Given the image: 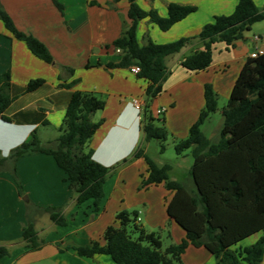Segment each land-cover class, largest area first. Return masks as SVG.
<instances>
[{
	"label": "crops",
	"instance_id": "crops-1",
	"mask_svg": "<svg viewBox=\"0 0 264 264\" xmlns=\"http://www.w3.org/2000/svg\"><path fill=\"white\" fill-rule=\"evenodd\" d=\"M56 1L62 6V11L52 0H0L1 8L15 27L40 41L53 59L51 64H47L33 56L23 42L7 32L0 21V74L9 71L10 95L13 97L3 114L8 121L0 117V152L7 157L10 147L31 135L42 144L54 142L67 128L65 110L72 93L78 92L94 95L105 102L104 108L92 117L94 122H103L88 142V147L93 150V160L108 167L129 156L143 141L139 121L147 83L138 79L130 69L105 67L106 63L120 59L117 51L113 52L106 46L126 28L128 3L127 0ZM135 1L144 10L153 9L161 16H166L169 3L196 7L195 12L166 32L160 31L147 19L141 20L137 28L140 44L144 43L145 35L155 43H169L181 37L194 36L215 16L231 14L237 4V0ZM254 3L258 9H264V0H254ZM201 48L199 42L190 43L179 54L167 59L170 74L162 84V92L156 97L165 110L162 113L164 125L176 140L186 138L189 128L197 120L204 106V84H211L217 97L227 100L246 59L264 53V21L254 23L232 47L224 43L215 44L212 63L205 70L188 72L180 66L182 56ZM65 68L72 69L73 74L70 75ZM35 79H42L43 85L27 93V83ZM72 80L77 82L71 88L59 87V84ZM169 105L171 109H168ZM220 127L216 135L208 139L217 140ZM148 144L145 143V152ZM170 166V178L191 189L190 167L183 171L181 177H177L173 175V166ZM145 172L146 165L139 158L116 174H111L103 184V198L98 203V210L93 212L92 201L76 203L75 195L64 181V173L51 156L34 154L18 159L15 173L23 195L18 194L16 182L6 164L0 170V246L7 247L9 255L0 259V264H115L106 255L85 258L66 248L72 245L87 246L93 241L103 243V233L115 222L117 212L112 211L104 220L113 191L120 182L127 184V180L138 186L139 176L145 175ZM151 191L155 194H151ZM140 192L138 203L143 206L150 227L157 225L154 206L158 199L163 208H159V213L164 221H170L166 214V206L173 195L170 191L163 185H157L143 188ZM35 207L60 209L67 224L56 226L47 214L38 217L35 230L41 246L38 250L27 251L22 241V228L28 209ZM41 220L43 224H40ZM174 224L172 236L175 238L174 244H177L184 238V231ZM182 262L215 264V259L203 247L189 246L182 255ZM261 264H264V259Z\"/></svg>",
	"mask_w": 264,
	"mask_h": 264
},
{
	"label": "trees",
	"instance_id": "trees-1",
	"mask_svg": "<svg viewBox=\"0 0 264 264\" xmlns=\"http://www.w3.org/2000/svg\"><path fill=\"white\" fill-rule=\"evenodd\" d=\"M62 11V6L52 0ZM128 23L124 31L107 49L118 52L119 61L108 62V69H131L137 67L138 79L147 85L144 105L140 110V129L143 141L121 163L128 164L143 159L146 165L142 175L143 187L163 185L173 195L166 206L170 221L183 231L184 238L177 244L162 248L160 235L147 232L137 224L138 213L121 211L116 214L117 226H108L102 236L103 243L93 241L87 246L72 245L80 257L92 258L106 255L115 264H183L182 255L189 246L203 247L215 259V264H261L264 258V53L249 57L244 62L226 105L221 110V127L215 141L208 139L200 126L217 110V95L211 84L203 86L204 106L186 138L174 142L177 155L190 150L193 159L189 177L193 187H185L170 178L171 166L158 164L145 152V143L156 140L162 144L168 138L165 126L156 125L149 111V102L162 92V84L170 74L167 59L179 54L192 41L200 43L181 57L179 64L188 72H199L212 63L213 47L224 43L232 47L242 39L245 31L264 21V9L256 7L254 0H237L229 15L215 16L202 26L194 36L181 37L169 43H155L148 35L144 43L137 40L138 23L147 19L160 31H168L174 24L196 11L195 6L169 3L166 16L157 11L144 10L135 0H127ZM0 21L7 32L25 44L28 51L39 60L51 64L48 49L36 38L19 31L0 6ZM88 67V66H86ZM72 75L73 70L65 68ZM77 80L61 83L59 87L71 88ZM42 79L30 80L25 91L33 92L43 85ZM10 73L0 74V117L13 101L10 95ZM104 100L89 94L73 92L65 110L66 130L54 142L42 144L35 136L10 150L7 157L0 152V170L6 164L14 178L18 194L22 186L15 173L18 159L34 154L51 156L64 173V181L75 195L76 203L92 201L94 211L103 197V184L113 167H105L93 160V150L88 142L103 120L94 122L93 115L104 108ZM47 214L56 226H66L67 219L55 207L28 209L26 223L22 228V241L27 251L38 250L41 242L35 230V221ZM259 234L249 246L236 247L241 241ZM9 255V249L0 246V259Z\"/></svg>",
	"mask_w": 264,
	"mask_h": 264
},
{
	"label": "rangeland",
	"instance_id": "rangeland-1",
	"mask_svg": "<svg viewBox=\"0 0 264 264\" xmlns=\"http://www.w3.org/2000/svg\"><path fill=\"white\" fill-rule=\"evenodd\" d=\"M197 41L194 40L191 43H196ZM187 47V46H186ZM185 47V48H186ZM190 52H187V54ZM226 78V77H225ZM168 97L169 94H166ZM158 98L152 99L148 106H149V111L155 118L154 123L156 125H164L163 122V114H157L156 111L162 109L160 104H158ZM228 100V99H227ZM226 98H218L217 97V110L210 114L209 118L200 126L201 132L207 137L211 138L212 136L216 135L220 123L222 121L221 118V110L222 108L226 105L227 103ZM162 105V104H161ZM171 105L168 106V109H171ZM165 126V125H164ZM166 128V127H165ZM167 130V129H166ZM168 131V130H167ZM168 138L166 141H164L162 144L164 145L165 149L163 152H160V144L156 140H151L149 141L148 147H147V155L151 157L156 163L160 164L166 163L170 164L174 168L173 175H176L177 177H181L183 174V171H185L187 168L191 167L193 159L191 156L190 150H186L183 152L182 155H177L174 150V142L176 141L175 138H173L168 132ZM20 142L19 144H21ZM19 144L10 147L9 150L13 149L14 147L18 146ZM123 157L122 159H124ZM121 160H117L113 164H111L108 167H113V169L110 170V175L106 179L107 181L110 179L111 174H116L121 168L126 166L127 164L121 163ZM140 179V184L138 186H134L127 180V184L122 185L120 184L117 186V188L113 191L112 193V200L111 204L107 207L104 213V220H106L108 217V214H110L112 211H117V213L121 211H127L129 213L136 211L138 213L137 216V224L145 229L147 232H156L160 235L161 242H162V248H165L169 246L170 244H174V237L172 236V230L175 226L174 223H171L170 221H164L161 214L159 213V208H162L161 201L158 199L156 201V204L154 206V209L156 210L157 214L155 216V220L157 225L152 228L149 225V221L146 218V214L144 212L143 206L139 202V199L141 198V192L140 190L145 188L141 185L142 181V175L139 176ZM136 181V180H135ZM133 185V186H132ZM151 194H155L153 191H151ZM150 194V195H151ZM103 198V197H102ZM101 198V200H102ZM100 200V201H101ZM91 201V200H90ZM99 201V202H100ZM88 202V201H86ZM84 202V203H86ZM81 203V204H84ZM154 204V201L152 202ZM94 208V205H93ZM163 209V208H162ZM93 212H96L93 210ZM115 214V216H116ZM45 219L47 218L46 216L44 217ZM115 221V218H114ZM44 221H40V224H43ZM113 226H117L116 221L112 224ZM259 234L253 235L243 241H241L236 247L238 246H249L252 243L256 241V238ZM264 259V258H262ZM262 262V261H261ZM38 264H48L47 262H40Z\"/></svg>",
	"mask_w": 264,
	"mask_h": 264
},
{
	"label": "built area",
	"instance_id": "built-area-1",
	"mask_svg": "<svg viewBox=\"0 0 264 264\" xmlns=\"http://www.w3.org/2000/svg\"><path fill=\"white\" fill-rule=\"evenodd\" d=\"M256 39H257V38H255V40H256ZM130 71H131L132 73H134V74H137V72L139 71V69H138L137 67H132V68L130 69ZM135 108L138 109V105H137V104H135ZM164 111H165L164 109H160V110H157L156 113H157V114H162Z\"/></svg>",
	"mask_w": 264,
	"mask_h": 264
},
{
	"label": "water",
	"instance_id": "water-1",
	"mask_svg": "<svg viewBox=\"0 0 264 264\" xmlns=\"http://www.w3.org/2000/svg\"><path fill=\"white\" fill-rule=\"evenodd\" d=\"M24 200H26V198H24Z\"/></svg>",
	"mask_w": 264,
	"mask_h": 264
}]
</instances>
